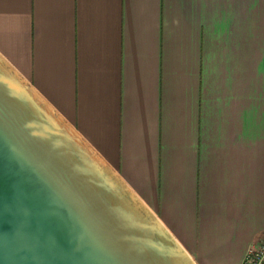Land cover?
<instances>
[{"label":"crops","instance_id":"crops-1","mask_svg":"<svg viewBox=\"0 0 264 264\" xmlns=\"http://www.w3.org/2000/svg\"><path fill=\"white\" fill-rule=\"evenodd\" d=\"M0 54L196 264L264 239V0H0Z\"/></svg>","mask_w":264,"mask_h":264},{"label":"water","instance_id":"water-1","mask_svg":"<svg viewBox=\"0 0 264 264\" xmlns=\"http://www.w3.org/2000/svg\"><path fill=\"white\" fill-rule=\"evenodd\" d=\"M0 264H196L1 54Z\"/></svg>","mask_w":264,"mask_h":264},{"label":"built area","instance_id":"built-area-1","mask_svg":"<svg viewBox=\"0 0 264 264\" xmlns=\"http://www.w3.org/2000/svg\"><path fill=\"white\" fill-rule=\"evenodd\" d=\"M241 264H264V239L249 247Z\"/></svg>","mask_w":264,"mask_h":264}]
</instances>
